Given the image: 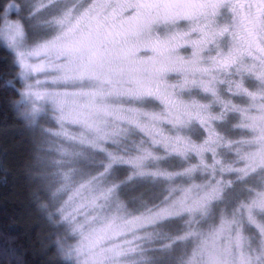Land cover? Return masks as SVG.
I'll return each mask as SVG.
<instances>
[{
  "label": "rangeland",
  "instance_id": "1",
  "mask_svg": "<svg viewBox=\"0 0 264 264\" xmlns=\"http://www.w3.org/2000/svg\"><path fill=\"white\" fill-rule=\"evenodd\" d=\"M31 1L33 9L36 0ZM94 5H97L95 18L77 31L81 38L73 43L72 55L34 58L33 63L44 61L46 67L29 81H41L36 85L40 91L57 94L56 99L64 102L62 107L47 97L37 102L41 110L37 118L46 114L55 121L54 148L60 158L76 164L97 151L106 159L100 175L74 179V173L62 172L57 188L64 193L60 207L71 198L72 203L84 205L77 222L96 217L94 223L114 222L125 230L143 225L105 245L139 236L141 239L135 243L142 248L147 235L165 221L186 216L188 223L194 224L198 219L213 216L217 210V214L223 212L217 225L208 229L200 225L202 230L190 231L193 235L187 233L184 239H174L185 242L178 252L188 248L190 238L195 240L193 252L209 233L231 222L230 232L219 241L220 249L230 250L227 258L232 264H238L241 255L261 264L264 256L260 261L255 257L264 248V236L249 223L243 210L237 213L233 209L232 214H227L223 209L233 207L231 198L243 187H225L229 192H224L203 214L168 215L161 211L177 200L181 189L194 183L214 184L222 179L226 185L227 181L237 180L239 173L222 169L243 167L241 156L255 149L252 141L260 134L259 130H264V15L257 19L255 10L246 5L251 22L242 24L230 5H223L213 14L206 0H55L44 10L46 13L28 20V33L34 40L52 39L63 31L54 17L71 9L75 18ZM6 10L10 12V20L23 13L21 5L14 1H10ZM40 15L46 17L39 18ZM3 20L4 14L2 23ZM8 49L15 60L14 52ZM148 99H152L151 104ZM17 108L19 113L29 110L20 104ZM230 116L236 118L234 126L241 132L240 140L226 139L218 131L217 124H227ZM198 128L204 131L203 139H190ZM137 133L141 138H130ZM201 147L206 150L201 152ZM190 155L194 156L195 164L177 175L150 168V163L165 157L185 159ZM201 159L205 164L200 163ZM115 165L129 166L134 176L170 177L167 200L140 213H126L113 198L114 189L104 183ZM180 176L187 181L175 184L176 179H183ZM258 176L264 187V170L251 174L245 181L254 182ZM92 201L95 206H90ZM254 215L264 225L261 220L264 213L257 211ZM152 217L153 222L145 223ZM60 223L68 229V239L63 243L67 249L77 243L78 236L72 235L71 225ZM252 235L257 236L255 246L251 243ZM139 256L140 253L121 257V262L131 264ZM67 258L77 264L74 254Z\"/></svg>",
  "mask_w": 264,
  "mask_h": 264
},
{
  "label": "trees",
  "instance_id": "2",
  "mask_svg": "<svg viewBox=\"0 0 264 264\" xmlns=\"http://www.w3.org/2000/svg\"><path fill=\"white\" fill-rule=\"evenodd\" d=\"M10 1L21 5L23 13H20L19 18L24 20L27 27L28 20L25 17L32 10L31 0H0V23ZM27 30L29 32L28 27ZM28 36L31 42L36 41L29 33ZM18 74L19 68L14 56L0 38V264H75L59 250V244L68 239V229L59 221L58 209L64 193L59 189L57 191V188L61 184L63 171L74 173V179H80L79 176L100 175L106 159L97 151L85 155L76 164H69L70 162L66 163L61 159L54 148L56 137L52 130L55 128V121L46 114L37 118L34 123L20 116L17 101L22 86ZM9 81L12 83L9 84ZM147 102L151 104L152 99ZM235 121V116H230L227 124H217L219 133L226 139H241V132L234 126ZM197 131L190 139L201 141L204 131L202 128ZM130 138L141 136L137 133ZM195 162L193 155L185 159L169 156L150 163V168H157L172 176L185 171ZM168 179L158 176L154 178L147 174L134 176L129 166L115 165L106 175L104 183L114 189L113 198L119 201L121 209L128 214H136L158 207L167 200L170 186ZM183 179H176L175 184L184 183L186 178ZM232 181L235 186L243 187L240 192L245 200L251 194L248 189L258 190L262 185V178L259 176L253 179L254 182ZM139 200L141 202L135 204ZM231 200L233 207L228 210L223 208L227 214H232L239 204L238 196ZM217 213L216 210L213 216H208L206 220L198 219L194 224H189L186 216L175 217L160 224L157 229L154 228L152 240H146L143 247V254L151 258L149 264H182L192 252L195 240L188 239V248L178 252L185 242H175L174 239L185 236L193 228L202 230L199 229L200 225L205 229L217 225L223 212ZM261 220L264 222V216ZM252 236L251 243L255 246L257 236ZM169 244L171 248L164 247Z\"/></svg>",
  "mask_w": 264,
  "mask_h": 264
},
{
  "label": "snow or ice",
  "instance_id": "3",
  "mask_svg": "<svg viewBox=\"0 0 264 264\" xmlns=\"http://www.w3.org/2000/svg\"><path fill=\"white\" fill-rule=\"evenodd\" d=\"M54 2L55 0H36L35 7L25 19L31 21ZM206 3L210 6L213 14L216 9L223 5H230L231 10L239 16L242 24L245 21L251 22L249 14L245 10L246 5L255 10L257 19L264 15V0H206ZM96 7L97 5H94L92 9L75 18L71 9L58 17H54L56 24L60 25L63 31L52 39H40L35 42L29 41L28 30L25 27L24 20L20 18L16 20L8 19L10 12L5 10L3 23H0V36H2L7 47L14 52L15 63L19 67L18 75L22 82L23 90L19 93L21 100L17 101V103L29 109L28 111L20 112V116L24 119L35 121L41 111L37 106V102L45 97L58 106H63L64 102L56 99L57 94L42 92L36 87L41 81L29 82L31 77L37 72L43 71L46 67L44 61L37 64L33 63V59L42 56L51 57L53 55L71 56L73 43L81 38L77 36V31L81 29L82 25L86 26L89 20L95 18L93 13ZM18 12L19 10L17 9ZM223 31H227V29ZM221 34L223 33L221 32ZM8 83L11 84L12 82L9 81ZM259 131L260 134L254 137L252 141L256 145L255 149L244 153L240 158L244 162L243 167L234 169L228 166L222 171L239 173L237 180L242 182L258 170H264V130ZM210 139L212 138L210 137ZM205 150L203 147L200 149L201 152ZM200 163L202 165L205 164L203 159H201ZM206 167L210 166L206 165ZM214 175L215 172L213 171ZM225 187L233 189L235 184L230 180L225 185L222 179H217L214 184L210 182L205 184L194 183L187 188L181 189V195L177 200L173 201L169 208L163 209L161 214L178 215L184 212L189 214L200 212L203 214L211 203L222 198ZM248 191L251 194L247 196L246 200L242 192H237L239 204L236 211L240 213L243 210V214L247 217L249 223L257 228L261 236H264V225H261L254 215L257 211L264 213V187L258 190L248 189ZM90 206H95V201H92ZM82 207H84L82 203H72L70 198L68 202H65L64 206L58 209L60 221L71 225L72 235L78 236L77 243L67 249L63 244H59V250L63 254L67 256L74 254L77 258V264H122L121 257L140 253L139 259L132 261L131 264H149L151 258L145 256L143 254L145 250L135 243L136 240L141 239L139 236L105 246L107 241H117L119 237L126 234V231H133L143 225L136 224L133 228L125 230L114 222L104 223L101 220L98 224L94 223L97 219L96 217H89L83 222H77L76 217ZM174 209L175 212L173 211ZM153 220L154 217L149 218L145 223H151ZM230 228L231 222H226L214 232L209 233L202 239L200 247L194 250L190 257L183 260L182 264H232V261L227 258L230 250H221L219 247V241L226 233L230 232ZM193 234L189 232L187 235ZM146 238L151 241V234H148ZM184 238L180 237L178 239ZM164 247L171 248V244ZM261 256H264V248H262L260 255L255 257V260L260 261ZM238 264H254V261L251 257L245 258L241 255ZM261 264H264V262H261Z\"/></svg>",
  "mask_w": 264,
  "mask_h": 264
}]
</instances>
